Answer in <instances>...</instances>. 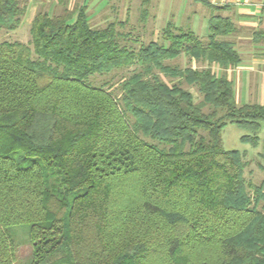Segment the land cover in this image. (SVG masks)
<instances>
[{"label":"trees","instance_id":"obj_1","mask_svg":"<svg viewBox=\"0 0 264 264\" xmlns=\"http://www.w3.org/2000/svg\"><path fill=\"white\" fill-rule=\"evenodd\" d=\"M27 4L0 0V28ZM60 5L35 12L27 42L0 41V264H264V181L221 143L233 122L255 146L264 122V104L238 105L212 68L240 61L233 21L212 15L201 37L168 20L134 46L124 21ZM181 54L207 66L171 62ZM130 66L116 88L92 81ZM259 156L264 169V136Z\"/></svg>","mask_w":264,"mask_h":264},{"label":"rangeland","instance_id":"obj_2","mask_svg":"<svg viewBox=\"0 0 264 264\" xmlns=\"http://www.w3.org/2000/svg\"><path fill=\"white\" fill-rule=\"evenodd\" d=\"M80 0H67L66 5L70 8L75 5H81ZM142 0H101V3H93L92 0L87 2V13L91 24L96 26H104L109 20L124 21L125 25L122 31H130L131 38L128 40L130 44L138 46L140 42H148L150 40H160V33L162 27L165 25V20L160 19L158 14V0H148L146 9L147 17L142 20ZM168 6L175 15L172 14V21L183 27H190L192 29V0H166L165 7ZM45 9L49 13L59 12L62 9L60 3L48 1L47 3H31L28 0L26 13L23 20L14 30H6L0 28V41L19 40L27 42L30 39L29 27L33 14L38 9ZM181 67L193 66L202 68L203 61H195L185 54H181L176 59L171 60ZM133 66L121 70H115L107 75H96L92 78L93 83L100 84L105 80H109V88L117 86L118 81L127 77ZM162 79L169 82V78L161 74ZM114 88V89H115ZM194 94L195 99H199V95L195 88L189 87ZM242 102V101H241ZM236 103L241 104L238 100ZM246 131L238 127L233 122H228L221 131V143L225 149H237L245 152V159L247 165L245 167V177L251 183L258 184L264 181V169L261 167L262 159L259 153L262 151V138L264 136V122L261 123V128L258 133V143L254 146L250 143L244 142L240 139L241 135ZM10 231L16 242H25L28 239V225L18 224L12 225ZM31 252V245L23 243L17 247V260L24 263L29 259Z\"/></svg>","mask_w":264,"mask_h":264},{"label":"crops","instance_id":"obj_3","mask_svg":"<svg viewBox=\"0 0 264 264\" xmlns=\"http://www.w3.org/2000/svg\"><path fill=\"white\" fill-rule=\"evenodd\" d=\"M48 1L61 2V0H30L32 4L35 2L43 4ZM80 1L87 5L89 0ZM92 1L96 5L101 3V0ZM165 4L166 0H158L160 19L167 22L172 20L171 16L175 13L168 6L165 7ZM212 6H220V8ZM212 15L228 17L233 21L236 32L224 38L233 42L240 55V61L236 65L225 68L213 64V70L218 75L226 73L232 81L235 100L241 104H264V0H192V31L201 37H206ZM203 63V67L207 66L206 61Z\"/></svg>","mask_w":264,"mask_h":264}]
</instances>
